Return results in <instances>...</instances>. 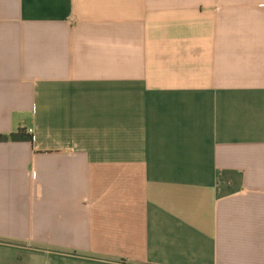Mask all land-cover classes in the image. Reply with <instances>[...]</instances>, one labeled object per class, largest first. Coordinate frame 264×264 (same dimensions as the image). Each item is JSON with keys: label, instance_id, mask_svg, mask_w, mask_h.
Masks as SVG:
<instances>
[{"label": "crops", "instance_id": "0c3cea01", "mask_svg": "<svg viewBox=\"0 0 264 264\" xmlns=\"http://www.w3.org/2000/svg\"><path fill=\"white\" fill-rule=\"evenodd\" d=\"M0 264H264V0H0Z\"/></svg>", "mask_w": 264, "mask_h": 264}, {"label": "trees", "instance_id": "16d2710c", "mask_svg": "<svg viewBox=\"0 0 264 264\" xmlns=\"http://www.w3.org/2000/svg\"><path fill=\"white\" fill-rule=\"evenodd\" d=\"M3 141H32V136L23 127L10 133H0V142Z\"/></svg>", "mask_w": 264, "mask_h": 264}, {"label": "built area", "instance_id": "2783aa9c", "mask_svg": "<svg viewBox=\"0 0 264 264\" xmlns=\"http://www.w3.org/2000/svg\"><path fill=\"white\" fill-rule=\"evenodd\" d=\"M31 131H32V130H31V129H29V130H28V133H31Z\"/></svg>", "mask_w": 264, "mask_h": 264}, {"label": "rangeland", "instance_id": "374dc122", "mask_svg": "<svg viewBox=\"0 0 264 264\" xmlns=\"http://www.w3.org/2000/svg\"><path fill=\"white\" fill-rule=\"evenodd\" d=\"M82 264H88V263H84V262H81Z\"/></svg>", "mask_w": 264, "mask_h": 264}]
</instances>
